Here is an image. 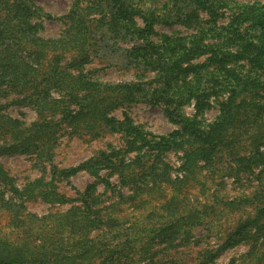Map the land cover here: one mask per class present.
<instances>
[{"label":"trees","instance_id":"obj_1","mask_svg":"<svg viewBox=\"0 0 264 264\" xmlns=\"http://www.w3.org/2000/svg\"><path fill=\"white\" fill-rule=\"evenodd\" d=\"M31 1L0 0V158L34 156L48 164L51 176L19 189L0 164V212L9 215L21 235L25 220L55 232L41 240L33 236L35 241L29 234L18 242L0 235V264H218L225 251L241 244L247 251L238 264H264V3L152 0L163 3L143 15L144 26L138 28L132 18L140 11L132 2L92 0L67 14V27L58 38L45 39L32 23ZM226 15L227 23L220 24ZM159 21L194 28L195 34L190 40L163 36L154 43L150 37ZM105 28L109 33L124 29L146 43L133 54L141 57L135 65L152 74L150 81L103 84L83 72L94 35ZM10 97V104L33 111L36 121L26 124L7 114ZM139 103L160 106L177 129L157 136L126 114L122 120L111 115ZM213 104L219 114L206 123L203 115ZM189 106L192 116L184 110ZM101 128L118 134L122 146L100 151L76 167L54 166L64 131ZM172 152L182 153L174 178L164 161ZM78 172L94 182L71 199L57 184ZM203 173L219 177L223 187L231 179L237 189L253 190L229 199L214 195L215 206L181 196L191 183L205 188ZM113 176L117 184L110 182ZM98 185L115 198L96 195ZM167 188L170 196L164 193ZM122 189L130 195H121ZM152 194L163 202L145 216L150 225L145 235L114 246L101 239L119 236L118 205L140 203ZM35 200L70 206L56 217L39 218L26 208ZM248 209L214 244L211 236L204 242L194 238L192 230L207 221ZM194 248L199 249L191 257ZM177 254L183 255L181 261L172 258Z\"/></svg>","mask_w":264,"mask_h":264},{"label":"rangeland","instance_id":"obj_2","mask_svg":"<svg viewBox=\"0 0 264 264\" xmlns=\"http://www.w3.org/2000/svg\"><path fill=\"white\" fill-rule=\"evenodd\" d=\"M92 0H32V23L36 26L37 34L41 38H58L67 27V14L75 7H84L90 4ZM132 2L134 6H138L140 15L134 16L132 21L138 28H143L142 16L147 15L154 7H158L163 1L153 3L152 0H143L141 5L137 4L138 0H127ZM238 3H264V0H237ZM161 9V7L157 8ZM186 11H189L187 9ZM163 12H159L162 14ZM158 14V13H157ZM156 14V15H157ZM96 17V16H95ZM177 17H173V21H176ZM228 21V16L220 19V24H225ZM194 28H187L182 24H163L160 21L153 26L154 34L150 37V41L154 43H160L163 36L180 37L185 40H190L195 34ZM95 41L93 44V52L89 58L87 64L84 65L83 72L88 75L89 78L103 83V84H118V83H134V82H148L152 79V74L144 69L137 67L135 64L141 61V57L133 54V49L136 47L144 46L146 43L136 36L126 34L123 29L121 32L109 33L105 29L98 30L95 35ZM11 97L9 98V106L7 107V114L13 118H19L26 124H30L36 121V115L28 108L10 104ZM185 113L188 116H192L194 113L193 107H186ZM123 114H126L135 124L144 131L153 133L154 135L161 136L166 135L177 129L175 125L168 122L162 108L160 106H150L147 103H139L129 108L118 109L111 113V115L118 120L123 119ZM219 114L218 105L213 104V107L206 111L203 115V119L206 123L212 122ZM122 146V140L116 133L107 129H99L94 133H86L82 131L72 132L71 130L64 131L62 137L59 140L58 146L55 150L53 164L58 169H65L76 167L81 163L95 157L98 152L110 149H118ZM132 155H130V158ZM182 153L172 152L165 156L164 161L170 167L171 178H174L179 174V168L181 163ZM0 164L8 172L10 177L13 178L15 185L20 189L25 183L33 181L35 179L44 178L49 179L51 176L50 167L48 164H40L37 162L34 156H4L0 158ZM105 174L104 172L101 175ZM204 176V177H203ZM201 183L205 188L201 190V187L191 183L188 188L182 191L181 196H184L188 200H192L196 203V200L201 202L207 201V204L212 205L214 201V195L217 198H234L241 194H249L253 189L245 188L242 190L237 189L232 184L231 179H225V186H221L219 177H213L215 179L206 178L203 173ZM94 180L84 172H78L68 179L61 180L57 184L58 191L68 198H76L78 193L83 192ZM110 182L117 184L118 180L116 176L110 179ZM165 186L163 187V190ZM121 195H130V192L122 189ZM112 193V192H111ZM160 193V192H159ZM164 193L170 196V189L167 188ZM103 194V198H115V195L105 192L103 186L98 185L95 193ZM157 194L151 196H143L140 203L122 202L117 207L116 217L119 218L118 234L112 238L108 235L101 236L107 243L114 246V244L121 245L129 237L141 238L140 234L145 235V228L150 225L144 219L153 205L158 206L163 202L162 197H157ZM116 203V202H115ZM133 204V205H130ZM111 203H107L109 205ZM70 205H49L41 201H30L26 203L27 212L35 215L39 218L53 215L56 213H62L69 209ZM215 206V203L213 204ZM108 212L114 213L112 210ZM249 212V209L241 212L221 214L219 218L207 221L205 226H198L192 230L195 239L205 241L206 236H211L210 243L214 244L223 234L233 229L236 223L244 218ZM56 217V215H53ZM25 227L22 228V235L20 230L12 227L10 223L9 215L4 212H0V235L10 239L11 241H17L20 238L28 236L32 241H35L32 237L37 236V240L49 238L55 231H49V227L42 223H28L25 220ZM26 231L25 234L23 232ZM37 242V241H36ZM204 244V243H203ZM212 246V245H211ZM199 248H194L189 254L191 257L195 256ZM247 251V246L241 244L237 247L231 248L225 251L218 259V264H230L232 260H236L235 264H238L240 257ZM183 255H173L172 258H177L181 261Z\"/></svg>","mask_w":264,"mask_h":264}]
</instances>
